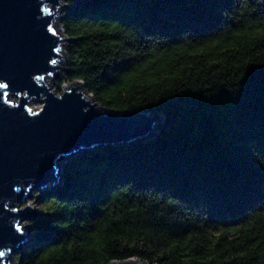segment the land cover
Segmentation results:
<instances>
[{"label": "trees", "instance_id": "1", "mask_svg": "<svg viewBox=\"0 0 264 264\" xmlns=\"http://www.w3.org/2000/svg\"><path fill=\"white\" fill-rule=\"evenodd\" d=\"M69 62L144 139L61 160L19 264H264V0H68Z\"/></svg>", "mask_w": 264, "mask_h": 264}, {"label": "water", "instance_id": "2", "mask_svg": "<svg viewBox=\"0 0 264 264\" xmlns=\"http://www.w3.org/2000/svg\"><path fill=\"white\" fill-rule=\"evenodd\" d=\"M72 5L0 0V264H14L12 253L30 239L21 220L42 212L25 198L61 181V160L102 143L150 137L164 119L161 110L100 107L80 79L51 87L69 59L63 43L70 37L58 15ZM33 96L42 99L40 108L29 104ZM108 264L157 263L131 256Z\"/></svg>", "mask_w": 264, "mask_h": 264}, {"label": "rangeland", "instance_id": "3", "mask_svg": "<svg viewBox=\"0 0 264 264\" xmlns=\"http://www.w3.org/2000/svg\"><path fill=\"white\" fill-rule=\"evenodd\" d=\"M61 2H69V1H68V0H61ZM63 11H64V10H63ZM63 11H61V12L59 13V15H58V20H59V21H61V17H62V13H63ZM63 31H64V30H62V32H63ZM67 42H68V39H66L65 42L63 43V49H64V50H66ZM68 62H69V59H67L66 62H64V65H67ZM61 77H62V76H60L59 78H61ZM57 78H58V77H55V78H54V82H50V84H51V87L56 88L57 90H61V88H59V89L57 88V84H56V83H57ZM51 80H52V78L49 77V81H51ZM66 83H68V81L63 80L62 83H61V85H62V84H66ZM29 104H30L31 106H33L34 108H40V105L42 104V99L33 96V97H31V99H30V101H29ZM99 106L102 107V105H101L100 103H99ZM35 191H36V188L31 189L29 195H28L25 199H26L27 201H32V202H34L35 205L38 206V205H37V202L35 201V198H34ZM25 199H23V201H21L20 203H21V204H24V203H25ZM21 222L26 223L27 227L30 229V230L28 231V234L31 235L30 218H24V219L21 220ZM15 252H16V251H14V252L12 253V259H13L14 264H19V263H18V260H17L16 257H15Z\"/></svg>", "mask_w": 264, "mask_h": 264}]
</instances>
